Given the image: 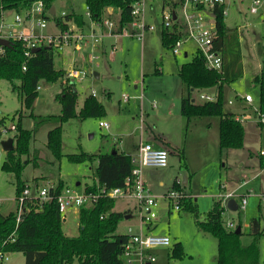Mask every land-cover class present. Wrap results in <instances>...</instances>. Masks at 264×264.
<instances>
[{"label": "rangeland", "instance_id": "obj_1", "mask_svg": "<svg viewBox=\"0 0 264 264\" xmlns=\"http://www.w3.org/2000/svg\"><path fill=\"white\" fill-rule=\"evenodd\" d=\"M162 4L163 0H151L147 5L146 21L154 24L155 29L146 31L142 39L119 33L104 36L96 45H83L76 50L64 46L62 50H54L56 69L73 67L85 73L82 80L74 82L78 95L77 111L91 90L103 105L99 116L71 117L61 122V152L95 154L118 148L134 156L138 145L144 141L158 143L153 138L154 133L165 136L174 147L168 153L167 165H145L140 174L147 189L158 199L153 208L156 217L150 224L143 223V231L167 235L171 240L169 246L156 249V261L152 264H216V238L197 223V220L206 218L215 200L220 202L223 209L221 219L226 225L228 222L234 227L241 224L242 245H249L253 240L257 242L260 263L264 264V200L260 199L264 195V166L260 167L259 163V152L264 150V122L245 119L242 123L245 129L243 146L220 149L217 116L193 117L187 121L180 113V96L181 93L186 95L187 91L176 68L192 58L195 45L188 43L186 48L190 51L184 56L182 52L173 55L161 43ZM53 5L57 17L62 12L74 11L86 21L84 0H57ZM253 6V0H224L227 31L219 70L223 76L222 99L226 112L253 114V109L259 105V88L253 76L264 68V0H259L257 11L251 13ZM172 8L184 18L181 7L173 6L169 0L164 4L163 13ZM5 13L9 19L13 16L12 10ZM56 29L54 18H50L45 31ZM89 45L92 46L90 52ZM61 81L62 78L55 82L40 80L38 94L31 108H26L12 83L0 79V118L4 117L7 127L15 126L14 130L0 134V211L4 214L16 208V186L14 175L1 169L5 157L1 141L14 135L18 117L22 126L30 129L33 125L30 112L41 117L60 114L61 105L56 94ZM232 88L249 94L252 104L247 105L239 98L235 100ZM200 93L214 97L215 89L193 91L196 102L202 101ZM122 94L128 96L127 101L122 100ZM227 100L232 103L228 104ZM153 103L156 107L152 106ZM100 121L107 123L108 127H101ZM56 125L59 123L55 121L43 124L27 142V152L20 154L24 163L21 179L24 184L37 181L57 184L61 181L83 190L95 179L96 161L73 162L65 155L57 158L47 147V132ZM243 181L247 183L241 185ZM176 189L183 195L179 210L168 205L165 198L168 192ZM234 189L237 193H247L245 207L236 211L226 207L227 199L223 196ZM31 191L34 192L32 186ZM235 200L240 202V196ZM114 209L128 211L131 215L119 222L115 233H125L129 226L137 229L140 210L135 199L118 197ZM253 219L258 221L259 233L253 232L250 225ZM78 223L77 210H70L66 221L61 222L62 231L68 236H76ZM175 247L180 249L179 256L172 253ZM8 264H25L23 254L10 252Z\"/></svg>", "mask_w": 264, "mask_h": 264}, {"label": "trees", "instance_id": "obj_2", "mask_svg": "<svg viewBox=\"0 0 264 264\" xmlns=\"http://www.w3.org/2000/svg\"><path fill=\"white\" fill-rule=\"evenodd\" d=\"M34 0H0L5 8L24 9ZM46 7H50L57 0H43ZM92 16H101L104 8H116L120 12L119 24L124 26L132 20V0H84ZM223 4L213 8L216 38L214 47L219 49L223 46L226 33L225 14ZM56 23L65 27V23L57 16H51ZM72 20L78 26H83V17L74 11L66 12L64 21ZM174 32L161 31V43L168 49L177 38ZM53 49L41 46L35 52L24 56V44L14 41L11 47L0 54V79H6L12 83V88L18 90L22 103L26 108H31L38 94L39 81L55 82L65 75V69H56L53 61ZM23 66L25 67L23 69ZM158 71V70H157ZM177 75L186 89V95L180 96V113L187 121L193 117H218V146L220 149L240 148L243 146L245 129L242 122L236 120L232 113L223 109V76L219 69H211L205 65L201 53L195 51L192 58L184 61L178 68ZM253 81L259 88V109L264 113V69L254 76ZM74 82L61 81V88L56 94V99L61 105L58 115L34 116L33 125L30 129L22 126L18 117L17 129L14 137L15 145L10 151L5 152L1 169L12 173L15 177L16 195L24 186L21 172L24 163L20 154L28 150L27 142L38 128L43 124L55 121L59 125L48 130L47 147L59 158L65 155L73 162L96 161L95 179L92 184L84 187L86 192H98L101 188H134L135 178L132 175L133 164L131 155L113 148L110 152H97L88 154L85 152L67 153L61 152V122L71 117L99 116L103 111V105L90 93L83 98L81 107L76 109L77 92ZM205 89H215L217 94L214 101L196 102L192 98V92ZM15 116V114L13 115ZM4 117L0 118V134L5 125ZM260 125V124H258ZM262 126V125H260ZM9 130V127H5ZM168 153L174 150L161 136H157ZM36 152V151H35ZM37 158V156H35ZM260 167L264 166V157L259 155ZM34 166L35 163H34ZM64 184L57 182L56 190ZM79 185V182H78ZM176 184H174L175 186ZM116 198L100 195L96 201H88L78 210V234L68 236L62 231L61 216L55 200L45 202L40 208L37 204L29 203L27 210L22 214L21 220L16 222V212L6 214L0 211V249L7 252H21L25 264H124L121 258L123 247L127 241L124 233H115L119 222L128 211L114 209ZM194 214L195 206L193 207ZM223 209L220 202L214 201L211 209L207 212L203 221L197 223L212 232L217 241L216 264H261L259 259V247L253 240L249 245H242L240 232L236 233V227H229L221 219ZM236 225V226H238ZM252 228H258L256 219L251 221ZM258 228L256 233H259ZM174 255H180L179 247L172 251Z\"/></svg>", "mask_w": 264, "mask_h": 264}, {"label": "built area", "instance_id": "obj_3", "mask_svg": "<svg viewBox=\"0 0 264 264\" xmlns=\"http://www.w3.org/2000/svg\"><path fill=\"white\" fill-rule=\"evenodd\" d=\"M151 0H132L131 15L132 20L121 26L119 24L120 12L116 8L106 7L98 18H94L86 6L85 17L86 21L83 26H78L72 20L64 21L66 12H62L58 17L65 23V27L54 21L56 26L55 31H45L51 16H56L49 12V7H46L43 0H34L24 9L18 11L16 9L5 8L0 4V39L8 40L11 45L14 41H21L24 44V56H28L35 47L47 46L56 51L62 50L63 47H72L73 50L81 48L83 45L99 44L104 36L117 35L125 33L132 37L142 39L146 31H153L154 24H149L146 21L147 5ZM163 0L161 6V31L174 32L177 38L170 46L173 55H177L183 51L186 43H193L195 50L202 54L205 65L211 69H219L222 64V54L219 49L214 47L216 38V27L213 8L215 5L223 4L224 0H169L174 5L181 7L180 16L172 9L163 13ZM259 0H253V7L250 12H256ZM54 6V5H53ZM12 10L13 16L9 19L6 16V11ZM225 14V12H224ZM88 26V30L86 27ZM89 45L90 50L92 46ZM8 47L0 45V54L5 52ZM112 47L111 52L114 50ZM25 67L23 66V69ZM85 73L77 68L65 69V75L62 81L69 83L77 80H82ZM39 89V86H38ZM90 94L95 95V91L91 90ZM214 97L208 94L200 93L199 98L202 101H214ZM239 98L251 103L252 98L249 94L238 95ZM122 100L127 101L128 96L122 94ZM228 103H232L228 100ZM156 107V103H153ZM252 113L233 114L234 118L240 122L245 119L252 118L256 122H264V113L257 107ZM101 127H108L107 123L100 121ZM14 130L15 126L11 125L9 130ZM7 129H2L5 131ZM259 155L264 157V150H260ZM132 175L135 178L134 188H101L98 192H86L77 190L74 187L63 185L59 191L56 190L57 184L48 183L42 184L34 182V184L26 183L20 192L16 195V222L21 220L22 214L27 210L28 204H37L40 208L45 202L55 200L60 212L62 221H66L67 212L70 210H79V208L88 201H96L100 195H106L112 198L128 197L137 201L140 214L138 215V227L133 229L129 226L124 233L127 236V241L123 247L121 258L124 264H150L156 261L155 249L158 247L169 246L171 240L167 235H154L143 231V223L150 224L155 219L156 214L153 208L158 204V199L153 196L147 189L144 181L141 179L142 166H160L164 167L168 163V152L161 147L154 146L149 142H143L137 148L134 156H131ZM243 181L241 185L246 184ZM31 186L34 192L31 191ZM227 201L240 196V202H237L238 209L244 208L247 203V193H237L236 189L224 193ZM183 195L176 189L165 195L168 199V205L179 210L181 198ZM264 200V195L260 196ZM227 203V202H226ZM29 209V208H28ZM237 209V210H238ZM229 227L233 228L234 224L228 222ZM149 226V225H148ZM149 229V227H147ZM9 252L0 249V264H8Z\"/></svg>", "mask_w": 264, "mask_h": 264}, {"label": "water", "instance_id": "obj_4", "mask_svg": "<svg viewBox=\"0 0 264 264\" xmlns=\"http://www.w3.org/2000/svg\"><path fill=\"white\" fill-rule=\"evenodd\" d=\"M49 12L51 15H54L55 13V8L53 5H51L49 7ZM0 45L2 46H5V47H11V43L8 41V40H5V39H0ZM39 49V47H35L32 49V52H35ZM95 76H97V74L95 73ZM1 145H2V148L4 149V151H10L12 148H13V138L12 137H8L4 140L1 141ZM78 184V183H77ZM226 207L229 209V210H232V211H236L238 209L237 207V202L235 201V199H229L226 203ZM131 217L130 214H126L124 218H129ZM240 226H236L235 228V232L236 233H239L240 232ZM258 230V228H256L255 226H253V232L256 233Z\"/></svg>", "mask_w": 264, "mask_h": 264}, {"label": "crops", "instance_id": "obj_5", "mask_svg": "<svg viewBox=\"0 0 264 264\" xmlns=\"http://www.w3.org/2000/svg\"><path fill=\"white\" fill-rule=\"evenodd\" d=\"M251 13H253V12H251ZM226 21V18H224V22ZM225 27H226V25H225ZM226 31H227V27H226ZM226 34V33H225ZM102 42V41H101ZM190 43V42H189ZM188 43H186L184 46V48H183V51H182V53H183V55L184 56H187L188 55V52L190 51V50H188L187 48H186V45H187ZM223 45H224V43H223ZM222 48H223V46L220 48V51H221V53H222ZM92 49V48H91ZM89 50H90V48H88V52H89ZM196 51V50H195ZM182 63V62H181ZM180 63V64H181ZM180 64H178L177 65V68H176V71L178 72V68H179V66H180ZM262 69H264V68H261L260 69V71L262 70ZM259 71V72H260ZM258 72V73H259ZM258 73H256L255 75H257ZM254 75V76H255ZM254 76H253V78H254ZM232 90V97L235 99V100H237V98H239V96L238 95H244L245 93L244 92H241L240 90H238V89H235V88H232L231 89ZM222 92H224V89H223V84H222ZM193 98V97H192ZM194 99V98H193ZM239 99H241V98H239ZM242 101H244L243 99H241ZM253 101V100H252ZM252 101H251V103H249V102H246V101H244L247 105H251L252 104ZM227 102H228V100H227ZM229 104V103H228ZM231 104V103H230ZM230 113H232V114H240V113H235L234 111H229ZM242 114V113H241ZM254 121V120H253ZM242 123H243V121H242ZM209 124H211V122L209 121ZM157 136H161L160 134H158V133H154L153 134V138L158 142V143H153V141H144V142H149V143H151V144H153L154 146H157V147H162V146H164V144L161 142V141H159L158 140V138H157ZM245 136V135H244ZM147 137V136H146ZM162 138H163V141L164 142H167L168 144H170V146H172V143H171V141H170V139H166L165 138V136L163 137V136H161ZM151 138V137H150ZM149 139V138H148ZM138 147H139V145H138ZM123 151V150H122ZM125 153H127L126 151H124ZM136 152H137V150H136ZM128 154H130L131 156H133V154H131L130 152H128ZM156 250V249H155ZM150 264H152V263H150Z\"/></svg>", "mask_w": 264, "mask_h": 264}]
</instances>
